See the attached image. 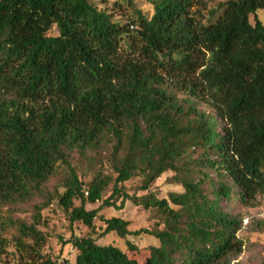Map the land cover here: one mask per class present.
Wrapping results in <instances>:
<instances>
[{
	"label": "trees",
	"instance_id": "16d2710c",
	"mask_svg": "<svg viewBox=\"0 0 264 264\" xmlns=\"http://www.w3.org/2000/svg\"><path fill=\"white\" fill-rule=\"evenodd\" d=\"M145 1L152 15L133 7L123 23L90 0H0V205L46 200L62 170L58 202L70 224L93 230L121 198L119 209L129 200L156 210L162 227L131 232L122 218L101 217L97 238L71 239L75 264H233L243 218L225 205L252 208L264 195V27L255 17L264 0H227L208 20L203 0ZM102 146L115 178L98 173L85 186L72 157ZM166 173L179 191L157 198L150 189ZM135 179L146 195L124 193ZM44 208L13 224L16 264H57L40 252ZM110 234L125 251L98 244ZM141 235L157 244L129 240ZM6 246L0 237V255Z\"/></svg>",
	"mask_w": 264,
	"mask_h": 264
},
{
	"label": "rangeland",
	"instance_id": "374dc122",
	"mask_svg": "<svg viewBox=\"0 0 264 264\" xmlns=\"http://www.w3.org/2000/svg\"><path fill=\"white\" fill-rule=\"evenodd\" d=\"M227 0H203L204 12L206 20L209 19V12L218 8L221 3ZM97 10L106 11L111 14L117 21L126 23L128 19L132 18L133 7L142 15L150 17L152 15V8L145 0H131L132 5L124 3L122 0H90ZM119 3V5H117ZM115 5V6H114ZM257 22L264 27V10H259L255 13ZM250 23L255 24L254 16H250ZM182 97V96H181ZM202 110L212 113V111L205 106L200 107ZM109 148L102 146L95 154H89L87 158H82L78 154L73 155L71 164L76 170L79 180L86 186L92 178L102 173L104 176L115 178L113 170L109 162ZM64 171H60L53 176L46 185L48 195L46 200L35 199L28 204H18L17 206L0 205V237L7 242L6 252L0 255V264H16L19 254L15 252L14 239L17 237V227L15 223L23 222L31 224L33 222V211L35 205H40L43 202L46 208L42 209L40 213V225L38 230L44 238V244L41 247V255L45 259H51L57 264H75V257L77 251L72 247L71 239L84 237L97 238L104 230L105 225L102 219H109L111 217L122 218L129 223L131 232H136L141 229L155 230L158 227L159 215L154 209H144L141 206L134 205L131 201H125L124 205L119 209L121 198L115 200L117 208L111 207L103 209L99 212L97 218L94 220V229L90 230L81 222L70 224L68 214L63 207L59 205L58 196L61 195L64 189ZM171 173L164 174L158 179L155 185L150 189V192L157 198H165L170 191H179L168 182ZM141 185L140 179L126 182L123 184L124 193L128 196L136 195L141 197L148 192H141L139 187ZM113 189V181L109 183L101 199L94 204H86L87 211L97 209L102 205L103 201L108 198ZM87 197V193H85ZM73 206L78 207L79 202L73 201ZM225 209L232 214H238L243 218V229L238 233V237L243 242L242 253L233 264H264V195L259 196L256 200V205L252 208L240 207L234 203L225 205ZM131 242L139 248L156 245L157 242L147 235L139 237L131 236ZM26 243L31 241L26 240ZM100 245H114L126 250L125 240L117 238L110 234L98 240ZM137 258H140L138 255ZM24 260L27 259L24 257Z\"/></svg>",
	"mask_w": 264,
	"mask_h": 264
}]
</instances>
